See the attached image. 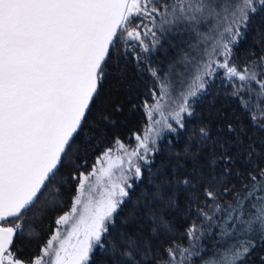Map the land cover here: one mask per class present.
I'll list each match as a JSON object with an SVG mask.
<instances>
[{
	"label": "snow or ice",
	"instance_id": "6c2138e0",
	"mask_svg": "<svg viewBox=\"0 0 264 264\" xmlns=\"http://www.w3.org/2000/svg\"><path fill=\"white\" fill-rule=\"evenodd\" d=\"M257 18L264 20V0H0V264H191L205 232L217 239L202 264H264L257 254L264 253V33L252 27ZM250 30L255 46L238 56ZM217 77L259 137L247 135L243 120L228 122V136L215 139L202 124L174 163L153 173L159 142L187 132L194 100ZM110 82L129 96L139 89L133 107L147 124L135 144L117 137L89 166L88 146L115 124L105 103ZM194 145L210 146V177L182 162L199 159ZM241 166L246 176L233 191L225 181ZM146 179L141 195L152 227L137 238L121 233L117 218ZM69 183L71 203L42 237L29 214H45L33 212L43 198L56 207ZM197 183L205 206L184 247L163 210L176 208ZM21 239L35 241V253Z\"/></svg>",
	"mask_w": 264,
	"mask_h": 264
},
{
	"label": "trees",
	"instance_id": "16d2710c",
	"mask_svg": "<svg viewBox=\"0 0 264 264\" xmlns=\"http://www.w3.org/2000/svg\"><path fill=\"white\" fill-rule=\"evenodd\" d=\"M253 29L259 28L261 33H264V20L257 18L256 22L253 24ZM257 36V32L251 31L247 37V41L241 44V51L237 55H241L243 50L249 45H253L254 38ZM162 56L158 59L157 63H160ZM124 72L126 73L128 81H132L137 75L133 63L129 62L124 67ZM107 89L105 103L109 105V110L112 111L113 119L115 120L114 125H109L104 134L93 141L87 148L85 158L90 166L96 159V157L102 154L103 150L109 146V144L115 139L120 138L127 144H134L135 135L141 134L146 127L147 121L144 115V111L141 107H133L134 104L139 105L140 99L137 98V93L139 89H133V95L129 96L125 89H120L119 91H114L111 82L105 85ZM230 91L226 87V82L223 81L221 77H217L216 80L210 85L208 92L201 95L199 99L194 100V116L188 118L187 132L182 135H165V139H162L159 143L162 148V152L157 155L155 159V166L152 168V172L155 173L156 169L160 167L161 163L165 167L169 165L170 159L174 163V153L183 152L185 145L191 143L189 137L193 130L198 129L202 124H207L212 133L213 139L221 134L222 137H227L226 125L228 122L235 123V120H243L245 125V132L252 139H257L259 133L251 131L247 128V118L244 117L238 107L234 102L230 101L227 93ZM110 94V95H108ZM113 104H118L121 107V111L116 112L110 106ZM98 118V117H97ZM90 122L92 117L89 118ZM247 139V137H245ZM232 144H236L235 137L232 138ZM242 147V146H241ZM193 152L199 153V159L183 160L188 171H191L193 167L205 168V175L211 176V173L207 171V160L208 152L211 150L210 146L201 151L198 145L193 146ZM232 151V148L229 149ZM219 152V149L217 150ZM75 162L70 161L69 164L72 165ZM71 167L65 169L66 173H70ZM219 171V169H218ZM240 172V177H237V172ZM147 175V172H146ZM246 176V173L242 171V166L237 169H233L232 178L225 181L227 184H234L235 188L233 191L238 190L241 185V179ZM209 187H220L214 182L208 183ZM148 181L144 182L143 186L136 188L135 194L132 197L130 203H127L121 207L119 210V215L117 218V227L121 233L128 232L130 235L140 238L142 236H148L152 227L147 208L144 203V197L141 195L147 190ZM63 200L61 203L57 204L56 207H49V198H43L33 209V212L43 211L44 215L29 214L27 220L28 224L34 225L35 229L40 232L41 236L44 237L49 232V224L54 225L57 215L61 214L62 210H65L67 206L71 203L72 196L75 195L74 184H64L61 186ZM231 196V192L228 194ZM204 197H203V186L197 183L196 187L191 188L186 193H181L179 197V203L176 208L164 209V215L166 216L169 223L173 225L174 229V239L178 244H182L184 247H188L189 242L185 235L189 226L193 223L200 224L201 220L196 215L197 208L204 207ZM157 212L161 211L159 205L156 206ZM139 229V231H136ZM151 238V237H150ZM167 239V238H165ZM217 237L209 236L207 232L199 241L197 247H202L201 254L199 256H194L192 258L191 264H202V259H206L215 249V240ZM18 243L23 246L27 254L31 255L35 253L38 245L35 241L31 243L27 239H21ZM162 251V249H161ZM257 254L261 253L257 249ZM255 264H259L258 260H255Z\"/></svg>",
	"mask_w": 264,
	"mask_h": 264
},
{
	"label": "rangeland",
	"instance_id": "374dc122",
	"mask_svg": "<svg viewBox=\"0 0 264 264\" xmlns=\"http://www.w3.org/2000/svg\"><path fill=\"white\" fill-rule=\"evenodd\" d=\"M162 59H163V57H162ZM144 129H145V128H144ZM143 131H144V130H143ZM142 133H143V132H142ZM142 133H141V134H142ZM167 134H170V133H165V135H167ZM134 144H135V142H134Z\"/></svg>",
	"mask_w": 264,
	"mask_h": 264
}]
</instances>
